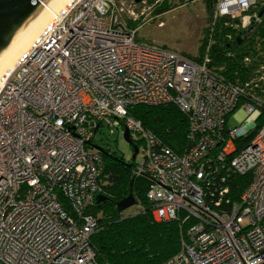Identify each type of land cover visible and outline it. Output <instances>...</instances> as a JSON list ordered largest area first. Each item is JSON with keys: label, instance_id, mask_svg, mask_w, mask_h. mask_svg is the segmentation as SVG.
Returning a JSON list of instances; mask_svg holds the SVG:
<instances>
[{"label": "built area", "instance_id": "obj_1", "mask_svg": "<svg viewBox=\"0 0 264 264\" xmlns=\"http://www.w3.org/2000/svg\"><path fill=\"white\" fill-rule=\"evenodd\" d=\"M178 2L211 3L202 57L138 45L136 30L118 16L135 22L144 11L136 14L123 0H76L4 74L0 264H98L90 244L97 221L87 210L103 195L102 162L89 145L99 133L103 139L125 130L138 149L134 175L149 181L156 222L180 213L196 221L163 264H264V56L243 87L217 76L208 58L215 42L225 51L234 40L246 47L245 36L264 19V0H153L147 8ZM218 25L232 30L219 41ZM167 104L188 115L190 146L182 154L128 116L135 106ZM232 116L246 127L230 128ZM262 116L253 140L235 150ZM227 166L249 181L224 210L204 183Z\"/></svg>", "mask_w": 264, "mask_h": 264}, {"label": "trees", "instance_id": "obj_2", "mask_svg": "<svg viewBox=\"0 0 264 264\" xmlns=\"http://www.w3.org/2000/svg\"><path fill=\"white\" fill-rule=\"evenodd\" d=\"M210 4L207 2V19L204 33L202 31L198 56H203V46L209 33L208 23L211 15ZM166 6V5H164ZM176 5H167L160 14L173 9ZM255 13L259 10L255 9ZM229 23V22H228ZM132 24H128L130 27ZM218 31L214 34L216 40H220L223 34L232 30L224 26H216ZM136 30V29H134ZM204 34V35H203ZM203 36V37H202ZM242 44H237L234 40L229 45L231 50L226 51L218 47V42L212 43L208 58L211 67L217 76L224 77L229 82L241 83L242 87L257 74V59L264 56V19L245 36ZM220 51V52H219ZM194 58V57H193ZM249 58V63L244 64V59ZM253 89V86H250ZM259 89V88H258ZM249 93L259 95L250 89ZM128 116L139 122L143 129L155 137L163 146L177 154L190 146L188 142V115L182 112L175 104L160 106H135L128 110ZM263 116L259 119V124L248 134L239 138L235 142V150L239 151L245 144L250 143L255 131L262 124ZM101 138L90 142L91 148H101L102 153H98L102 162V172L99 184L102 187L105 200L95 202L87 214L97 221V229L90 238V244L95 252L98 264H163L174 256L180 249L181 242H187L190 229L196 221L185 213H180L173 221H158L152 215L153 206L147 200L146 193L149 188V181L145 177L134 175L135 164L126 163L119 158L116 152L107 149ZM189 144V146H188ZM247 176H240L227 166L217 178L211 182L204 183V189L213 200H221L222 207L228 209L232 203H237L239 196L245 189ZM226 189L223 196L221 192ZM213 193V194H212ZM133 195L137 207V213L125 217L117 205L125 200L129 195ZM62 204L66 211L70 208L62 198Z\"/></svg>", "mask_w": 264, "mask_h": 264}, {"label": "rangeland", "instance_id": "obj_3", "mask_svg": "<svg viewBox=\"0 0 264 264\" xmlns=\"http://www.w3.org/2000/svg\"><path fill=\"white\" fill-rule=\"evenodd\" d=\"M123 1L126 2V6L134 5L133 9L136 14L144 11V14L135 22L130 21L125 15L118 16V21L124 27L130 30L136 29L135 41L138 45L180 54L185 57L198 56L201 34L202 31L204 33L207 24V11L204 3L182 5L178 2L174 3L176 7L160 14L161 11L158 10L167 8L166 4H164L166 6L154 7L148 11L147 7L153 3V0H149L147 6L143 5L141 2L136 3V0ZM119 9L120 6L118 5V10ZM123 10V13L127 14L126 7H123ZM128 24L132 25L129 27ZM42 32L43 29L40 34ZM27 52L28 51L25 53ZM25 53H23L22 56ZM240 124L246 127L244 122L239 123L233 116L228 122L230 128L238 127ZM104 134L105 138H103L101 142L104 145L107 144V146H105L107 149L116 152L117 156L122 158L126 163L133 162L136 165V162L131 159L132 149L125 143L121 133L108 135V133L105 132ZM100 135L99 133L98 137H100ZM137 210V206H133L123 211L122 214L125 217L131 216L136 214Z\"/></svg>", "mask_w": 264, "mask_h": 264}, {"label": "water", "instance_id": "obj_4", "mask_svg": "<svg viewBox=\"0 0 264 264\" xmlns=\"http://www.w3.org/2000/svg\"><path fill=\"white\" fill-rule=\"evenodd\" d=\"M50 0H0V53L4 51L13 39L20 33L26 24L43 9ZM143 0H136L140 3ZM123 140L132 149L131 159L134 161L138 154V149L129 139L127 130L123 133ZM101 148H95L97 153H102ZM105 200L104 196H97L96 202ZM133 195H129L121 201L117 208L120 212L136 206Z\"/></svg>", "mask_w": 264, "mask_h": 264}, {"label": "bare ground", "instance_id": "obj_5", "mask_svg": "<svg viewBox=\"0 0 264 264\" xmlns=\"http://www.w3.org/2000/svg\"><path fill=\"white\" fill-rule=\"evenodd\" d=\"M75 1L50 0L47 6L39 10V13L16 35L10 45L0 53V88L5 78L4 74L17 66L20 55L29 51L42 29L44 32L53 21L60 19Z\"/></svg>", "mask_w": 264, "mask_h": 264}]
</instances>
